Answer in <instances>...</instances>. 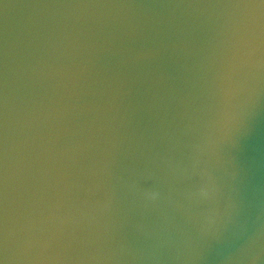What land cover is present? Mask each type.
<instances>
[{
	"label": "water",
	"instance_id": "1",
	"mask_svg": "<svg viewBox=\"0 0 264 264\" xmlns=\"http://www.w3.org/2000/svg\"><path fill=\"white\" fill-rule=\"evenodd\" d=\"M0 264H264V0H0Z\"/></svg>",
	"mask_w": 264,
	"mask_h": 264
}]
</instances>
